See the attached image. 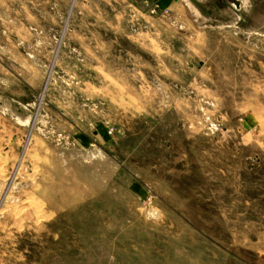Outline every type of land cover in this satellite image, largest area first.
I'll list each match as a JSON object with an SVG mask.
<instances>
[{"label":"rangeland","instance_id":"374dc122","mask_svg":"<svg viewBox=\"0 0 264 264\" xmlns=\"http://www.w3.org/2000/svg\"><path fill=\"white\" fill-rule=\"evenodd\" d=\"M0 264H264V0H0Z\"/></svg>","mask_w":264,"mask_h":264}]
</instances>
